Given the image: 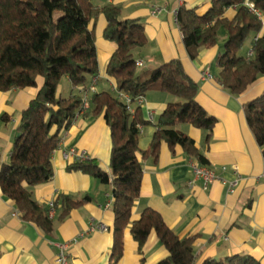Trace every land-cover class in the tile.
I'll use <instances>...</instances> for the list:
<instances>
[{"label":"trees","instance_id":"trees-1","mask_svg":"<svg viewBox=\"0 0 264 264\" xmlns=\"http://www.w3.org/2000/svg\"><path fill=\"white\" fill-rule=\"evenodd\" d=\"M245 1L211 0L203 15L185 6L177 14L192 60L198 58L201 49L215 47L219 30L225 29L224 52L217 58L219 83L234 96L246 93L264 76V36L259 37L264 0H250L259 14L250 11ZM229 9H235L231 19L226 17ZM102 15L107 22L104 39L117 46L105 71L107 78L115 81L117 92H95L88 103L90 114L104 115L111 132V173L90 160L76 162L68 171L81 172L113 187L115 223L110 264H118L123 258L126 231L142 256L150 238L158 239L168 256L157 264H196L197 236L182 239L175 235L153 209L144 210L139 220L132 221L144 175L139 159L141 127L149 122L144 120L140 107L131 110L140 98L153 91L178 98L157 121L152 143L143 154L156 161L161 145L166 143L172 152L180 147L198 164L206 165L195 142L177 127L184 123L200 128L210 142L217 120L197 102L198 85L180 61L140 70L134 52L148 44L144 26L138 20H122L121 10L115 5L100 7L92 0H0V92L38 88L36 97L21 114L11 161L0 170V190L25 221L46 235L53 233V217L48 207L34 199L33 190L53 180V155L60 148V134L72 126L79 110L85 107L88 83L100 74L94 22ZM252 37L251 55H241ZM64 78L72 85V94L67 98L59 95ZM120 94L128 96L130 102ZM243 109L264 158V91L245 103ZM3 119L8 121L9 117L4 115ZM89 200L60 195L54 203L61 208L59 220H66ZM144 262L142 259L141 264ZM202 264L260 263L251 256H233L223 262L207 259Z\"/></svg>","mask_w":264,"mask_h":264},{"label":"crops","instance_id":"crops-1","mask_svg":"<svg viewBox=\"0 0 264 264\" xmlns=\"http://www.w3.org/2000/svg\"><path fill=\"white\" fill-rule=\"evenodd\" d=\"M92 1L100 7L115 5L121 10L122 20H138L143 24L148 44L134 52L137 63H142L140 70H153L167 62L180 61L186 74L198 85L197 102L217 120L210 142L200 128L184 123L177 127L195 142L207 161L205 166L216 173L217 180L206 184L194 174L192 163L197 162L180 147L172 152L163 143L157 161L143 155L157 131V121L178 98L153 91L141 104L135 103L133 109L140 107L149 124L141 127L139 159L144 175L132 221L139 220L144 210L153 209L175 235L182 239L197 236L196 264L207 259L223 262L233 256H251L264 264V158L243 109L245 103L264 91V76L240 96L222 88L217 58L224 52L227 33L221 29L215 47L201 49L196 60L190 58L177 23L178 11L185 6L203 15L211 0ZM234 14L235 9H229L226 17L231 19ZM261 20L263 30L259 37L264 36V15ZM94 23L100 67V74L95 77V92L116 93V83L107 78L105 71L117 46L104 39L105 17L100 16ZM252 38L254 41L255 37ZM252 43L245 55H250ZM95 78L90 79L89 88ZM63 89L68 97L72 94L68 78L61 82L60 96ZM37 93L38 88L0 92V170L11 161L21 114ZM4 115L9 117L8 121L3 119ZM60 137V148L53 155L54 178L36 187L33 197L46 207L55 203L60 195L76 200L89 197L90 200L73 210L64 221L59 220L60 205L56 207L53 233L46 235L25 221L15 204L0 190V264H56L58 245L67 242L72 243L68 253L70 264H110L115 223L113 187L81 172H69L68 167L76 161L74 157H64V152L72 149L78 155L86 153L89 159L82 161H93L111 173L110 129L104 115L90 114L88 103ZM235 182L232 193L230 184ZM99 224H104L108 230H92ZM124 242V255L118 264H141L142 259H145L144 264H157L168 256L155 236L148 241L144 256L138 254L129 231L125 233Z\"/></svg>","mask_w":264,"mask_h":264},{"label":"built area","instance_id":"built-area-1","mask_svg":"<svg viewBox=\"0 0 264 264\" xmlns=\"http://www.w3.org/2000/svg\"><path fill=\"white\" fill-rule=\"evenodd\" d=\"M245 5L250 9V11L259 14L258 10L255 9L254 4L250 0H246ZM250 55H251V53H250ZM137 66L141 67L142 63H137ZM96 83H97V79L95 78V80L93 81V84L90 87L89 91L87 93H85V95H84L85 107H88L89 94H94L96 91V89H95ZM120 97L124 98L126 101L130 102V98L128 96L120 94ZM138 102L141 104L142 98H140L138 100ZM131 111L134 112V109H132ZM64 157L66 159H70L71 157H74L76 162H80L82 160H88L89 159V157L86 155V153H82L81 155H78L76 153V151L73 149L64 152ZM192 167H193V171H194L195 176L197 178L202 179L206 184L213 183L218 178L216 173L212 169L208 168L205 165H199V164L193 162ZM224 183L227 184V182H225V181H224ZM235 185H236V182L230 184V189H231L232 193L234 192L233 187ZM48 210H49L48 213H49L50 217H54L55 212H56V206L53 202L49 203ZM92 230H98V231L105 232L108 229L104 224H99L98 226H95ZM71 245H72V243H68V242L58 245L59 252H58V255L56 258V262H55L56 264H70L68 253H69Z\"/></svg>","mask_w":264,"mask_h":264},{"label":"rangeland","instance_id":"rangeland-1","mask_svg":"<svg viewBox=\"0 0 264 264\" xmlns=\"http://www.w3.org/2000/svg\"><path fill=\"white\" fill-rule=\"evenodd\" d=\"M221 30H222V31H225V29H223V28H222ZM252 41H253V38H250V39L247 40V42L245 43V48H244V49L242 50V52L240 53L241 55L245 56V54H246V48L250 46V44L252 43ZM60 94H61V96H63L64 98H67V97H68V95H66V91H65V89H63V91L60 92Z\"/></svg>","mask_w":264,"mask_h":264}]
</instances>
